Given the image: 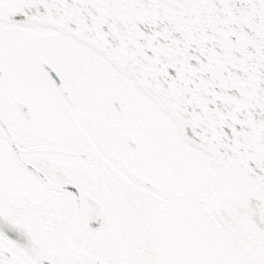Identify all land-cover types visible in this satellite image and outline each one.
Wrapping results in <instances>:
<instances>
[{"label":"snow or ice","instance_id":"snow-or-ice-1","mask_svg":"<svg viewBox=\"0 0 264 264\" xmlns=\"http://www.w3.org/2000/svg\"><path fill=\"white\" fill-rule=\"evenodd\" d=\"M0 264H264V0H0Z\"/></svg>","mask_w":264,"mask_h":264}]
</instances>
